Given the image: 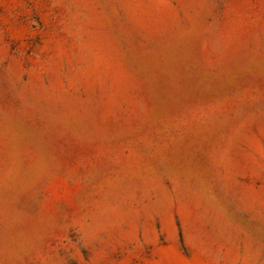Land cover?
<instances>
[{"label": "rangeland", "instance_id": "rangeland-1", "mask_svg": "<svg viewBox=\"0 0 264 264\" xmlns=\"http://www.w3.org/2000/svg\"><path fill=\"white\" fill-rule=\"evenodd\" d=\"M0 264H264V0H0Z\"/></svg>", "mask_w": 264, "mask_h": 264}]
</instances>
